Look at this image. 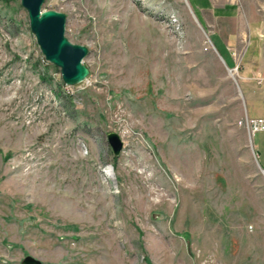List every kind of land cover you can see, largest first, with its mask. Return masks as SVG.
<instances>
[{
    "label": "rangeland",
    "instance_id": "rangeland-1",
    "mask_svg": "<svg viewBox=\"0 0 264 264\" xmlns=\"http://www.w3.org/2000/svg\"><path fill=\"white\" fill-rule=\"evenodd\" d=\"M42 10L66 15L91 74L65 85L22 0H0V264H264V173L239 125L240 69L189 0Z\"/></svg>",
    "mask_w": 264,
    "mask_h": 264
},
{
    "label": "crops",
    "instance_id": "crops-1",
    "mask_svg": "<svg viewBox=\"0 0 264 264\" xmlns=\"http://www.w3.org/2000/svg\"><path fill=\"white\" fill-rule=\"evenodd\" d=\"M189 2L228 69L240 66L243 118H264V0ZM255 143L264 168V132L255 136Z\"/></svg>",
    "mask_w": 264,
    "mask_h": 264
},
{
    "label": "water",
    "instance_id": "water-1",
    "mask_svg": "<svg viewBox=\"0 0 264 264\" xmlns=\"http://www.w3.org/2000/svg\"><path fill=\"white\" fill-rule=\"evenodd\" d=\"M45 0H22L29 14L30 27L45 59L60 68L62 80L67 86L85 82L91 72L84 59L89 53L86 46L73 44L66 37L65 14L54 10H42ZM109 144L115 156H120L125 143L117 133L108 135ZM22 264H43L33 256H26Z\"/></svg>",
    "mask_w": 264,
    "mask_h": 264
},
{
    "label": "built area",
    "instance_id": "built-area-1",
    "mask_svg": "<svg viewBox=\"0 0 264 264\" xmlns=\"http://www.w3.org/2000/svg\"><path fill=\"white\" fill-rule=\"evenodd\" d=\"M239 69H240V66L238 65L237 67L233 69L230 68L229 70H230V73L234 75V74L239 73ZM239 125L248 132L252 143H253L254 137L258 133L264 132V118L251 119L246 116L239 122ZM261 169L264 173V168L261 167Z\"/></svg>",
    "mask_w": 264,
    "mask_h": 264
}]
</instances>
